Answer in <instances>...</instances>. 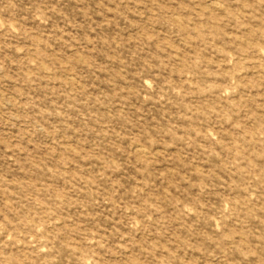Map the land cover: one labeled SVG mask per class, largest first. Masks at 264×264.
I'll return each mask as SVG.
<instances>
[{"label":"rangeland","instance_id":"1","mask_svg":"<svg viewBox=\"0 0 264 264\" xmlns=\"http://www.w3.org/2000/svg\"><path fill=\"white\" fill-rule=\"evenodd\" d=\"M0 264H264V0H0Z\"/></svg>","mask_w":264,"mask_h":264}]
</instances>
